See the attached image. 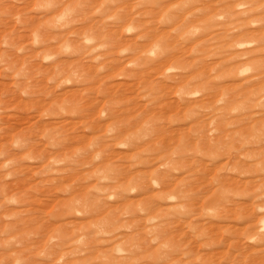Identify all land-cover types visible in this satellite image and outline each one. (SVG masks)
I'll list each match as a JSON object with an SVG mask.
<instances>
[{
    "label": "rangeland",
    "instance_id": "obj_1",
    "mask_svg": "<svg viewBox=\"0 0 264 264\" xmlns=\"http://www.w3.org/2000/svg\"><path fill=\"white\" fill-rule=\"evenodd\" d=\"M0 264H264V0H0Z\"/></svg>",
    "mask_w": 264,
    "mask_h": 264
}]
</instances>
